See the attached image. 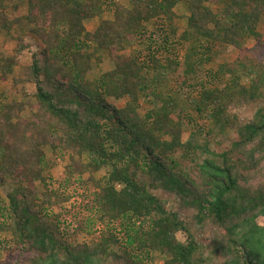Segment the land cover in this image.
I'll return each instance as SVG.
<instances>
[{
	"label": "trees",
	"instance_id": "obj_1",
	"mask_svg": "<svg viewBox=\"0 0 264 264\" xmlns=\"http://www.w3.org/2000/svg\"><path fill=\"white\" fill-rule=\"evenodd\" d=\"M127 1L93 33L83 22L113 7L110 0H26L22 19L0 8V31L24 22L43 45L25 70L36 85L32 118L21 117V103L0 107V185L13 186L0 207V228L9 230L12 246L1 247L0 255H16L0 264H148L152 253L165 258L162 264H264V228L257 224L264 219V63L222 65L221 87L196 82L188 105L204 123L189 119L184 140L187 107L155 86L157 59L148 55L149 64H140L118 54L151 21L173 33L174 9L184 3L186 29L176 44L185 50L190 77L214 61L218 46L241 48L246 39L264 45L257 31L264 0ZM215 1L227 3L223 14L210 8ZM96 52L107 54L113 69L91 81ZM14 64L5 60L0 74ZM148 96L152 108L139 116V102ZM108 98L127 103L116 108ZM244 109L253 113L241 116ZM46 146L54 157H69L68 179L106 170L92 202L117 234L105 231L90 245L69 243L39 213L35 184H45L52 165ZM203 234L208 245L198 239Z\"/></svg>",
	"mask_w": 264,
	"mask_h": 264
},
{
	"label": "rangeland",
	"instance_id": "obj_2",
	"mask_svg": "<svg viewBox=\"0 0 264 264\" xmlns=\"http://www.w3.org/2000/svg\"><path fill=\"white\" fill-rule=\"evenodd\" d=\"M110 1L113 2V7L106 6L101 10L100 14L94 15L91 19L83 22L85 32L93 33L103 21H113L114 8L128 6L127 0ZM227 6V3L224 1H217V3L215 1L213 4H210V8L217 14H223ZM0 8H4L5 13L10 19H22L26 15V0H0ZM174 13L173 33L171 32L170 34L167 26H163L161 22L151 21L145 25L144 34L125 43L118 54L125 57H134L140 64H145L149 61L148 55L156 58L158 63L152 70L156 83L155 86L163 94L167 93L170 95L172 93L181 107H187L182 112L185 123L189 119H194L193 123L202 124L204 123V119L197 118L188 105L197 95L195 92L198 89L196 82L203 80L221 87L227 81L220 72L222 65H229L236 59H240L247 64L264 63V45H260L252 39H246L242 42L241 48L218 46L214 61L209 65L202 66V68H196L194 74L187 77L184 74L185 67L183 63L185 50H183V47H180V44H176L179 36L186 29L188 17L186 5L179 3L174 9ZM257 31L264 38V14L258 22ZM166 40L167 42H164ZM42 49L43 45L33 34L32 26L24 22L14 26L9 33L0 31V68L4 65L5 60H11L15 63L11 72L5 75L0 74V107L3 104L12 102L21 103L24 107L21 117L25 119L32 118V112L28 106L36 92L34 81L27 79L25 70L31 65L33 54ZM184 49H186V46H184ZM89 51L91 52L92 49ZM95 56L99 59V64L88 74V78L91 81L113 69V64L107 54L96 52ZM150 69L152 68L150 67ZM241 83L247 86L249 81L247 79L245 81L242 78ZM107 101L116 108H123L127 103L126 98L120 100L108 98ZM151 101L154 102L151 96H148L147 103L145 99L144 101L140 100L139 107L136 109L139 116H143L146 111L152 108ZM239 113L245 117L250 116L253 112L244 109ZM189 123H187L188 126L184 125L185 127H183L184 140L192 129ZM43 151L46 159L52 161V165L44 173L45 184H35L38 192L36 203L39 213L53 221L64 240L69 243H86L90 245L99 240L105 231H110L114 234L116 232L117 234L119 230L116 224L109 223L106 220H99V214L92 202V193L101 184V179L106 174V170L102 169V171L95 174L85 173L81 177L74 176L68 179L65 174V167L69 164V157L52 156L49 146L44 147ZM12 189L13 186L8 180H5L0 185V207L5 205L7 201L6 194ZM42 194H46V196ZM0 223H2L1 218ZM257 224L264 228V219L258 218ZM8 232V229L0 228V248L8 249L12 246ZM207 236L208 234H203L198 236V239L204 245H208ZM117 237L120 243H124L122 237L119 235ZM176 239L184 242L185 236L182 233H178L176 234ZM117 248L114 247L113 249L116 250ZM15 257L16 255L7 253L6 251H3L0 255V259L2 260ZM164 259L159 253H152L148 264H162ZM7 264H10V262L8 261Z\"/></svg>",
	"mask_w": 264,
	"mask_h": 264
}]
</instances>
